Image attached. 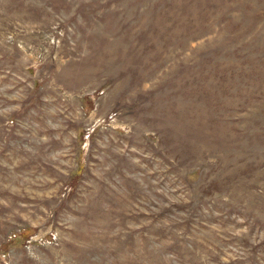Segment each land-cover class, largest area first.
Wrapping results in <instances>:
<instances>
[{"label": "rangeland", "instance_id": "rangeland-1", "mask_svg": "<svg viewBox=\"0 0 264 264\" xmlns=\"http://www.w3.org/2000/svg\"><path fill=\"white\" fill-rule=\"evenodd\" d=\"M0 264H264V0H0Z\"/></svg>", "mask_w": 264, "mask_h": 264}]
</instances>
